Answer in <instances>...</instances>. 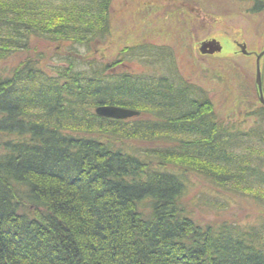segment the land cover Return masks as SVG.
Wrapping results in <instances>:
<instances>
[{
  "label": "trees",
  "instance_id": "16d2710c",
  "mask_svg": "<svg viewBox=\"0 0 264 264\" xmlns=\"http://www.w3.org/2000/svg\"><path fill=\"white\" fill-rule=\"evenodd\" d=\"M111 1L0 0V264H264V221L199 224L166 169L264 210V105L253 124H221L193 82L84 59ZM38 38L62 45L58 63L1 68Z\"/></svg>",
  "mask_w": 264,
  "mask_h": 264
},
{
  "label": "rangeland",
  "instance_id": "374dc122",
  "mask_svg": "<svg viewBox=\"0 0 264 264\" xmlns=\"http://www.w3.org/2000/svg\"><path fill=\"white\" fill-rule=\"evenodd\" d=\"M190 2L200 3L199 8L183 9L182 0H112L109 32L95 39L90 48L79 49L84 59L101 61L116 70L182 77L206 91L218 123L253 124L250 114L262 105L256 82L257 55L240 52L234 40L246 42L248 50L263 48L264 13L250 14L240 1L229 9L213 8L214 0ZM213 37L222 41L224 52L202 54L200 44ZM149 46L161 55L168 48L172 56L168 58L166 51L164 56L151 55ZM141 51L147 52L143 56ZM55 52H64L62 45L34 39L28 50L16 52L1 68L11 71L28 59H38L40 53H44L41 62L45 67L58 63ZM260 67L264 91V58ZM166 169L183 173L187 191L181 207L199 224L264 221V210L245 196L218 188L180 167L169 165Z\"/></svg>",
  "mask_w": 264,
  "mask_h": 264
},
{
  "label": "water",
  "instance_id": "95a60500",
  "mask_svg": "<svg viewBox=\"0 0 264 264\" xmlns=\"http://www.w3.org/2000/svg\"><path fill=\"white\" fill-rule=\"evenodd\" d=\"M222 45L217 39H212L209 41H204L200 44L199 51L202 54H212L218 51H221ZM241 50L243 53H247L245 45L241 46ZM263 53L259 54L257 57V86H258V92H259V99L264 105V93H263V86H262V78H261V67H260V60ZM96 112L98 115L103 117H109V118H116V119H126L129 117H133L136 115H139V112L136 110L123 108V107H117V106H99L96 109Z\"/></svg>",
  "mask_w": 264,
  "mask_h": 264
},
{
  "label": "flooded vegetation",
  "instance_id": "af4514ba",
  "mask_svg": "<svg viewBox=\"0 0 264 264\" xmlns=\"http://www.w3.org/2000/svg\"><path fill=\"white\" fill-rule=\"evenodd\" d=\"M235 1H240L244 5L245 10H247L250 14L251 13H255V14L256 13H262V12L264 13V0H214L213 8L215 6L219 9H229L231 7V5L233 6ZM198 4H200V3L195 4L194 2H190V0H182L181 6L183 7V9L186 8L187 10L191 11L192 9L197 10L199 8ZM212 39H217L222 45L221 51H218L215 53H219V52L223 53L225 50V47H224V44H222V41L219 38H215V37L208 39L207 41L212 40ZM234 44H235V46H237L240 49V52H242L241 46L245 45V48L247 51L246 54L244 53L245 55L256 54L258 57L259 54L263 53L261 60L264 58V47L261 48L260 50H248V48H247L248 44L246 42L241 44V42H239L238 40H234ZM215 53H213V54H215Z\"/></svg>",
  "mask_w": 264,
  "mask_h": 264
}]
</instances>
